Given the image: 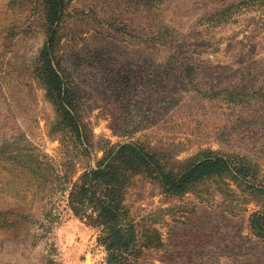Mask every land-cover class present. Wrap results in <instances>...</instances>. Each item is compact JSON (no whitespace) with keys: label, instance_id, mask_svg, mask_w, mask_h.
<instances>
[{"label":"rangeland","instance_id":"obj_1","mask_svg":"<svg viewBox=\"0 0 264 264\" xmlns=\"http://www.w3.org/2000/svg\"><path fill=\"white\" fill-rule=\"evenodd\" d=\"M55 32L83 145L36 74ZM125 145L176 175L207 154L257 168L255 185L224 175L181 197L137 176L132 264H264L250 222L264 212V0H67L52 31L43 0H0V264H108L68 180Z\"/></svg>","mask_w":264,"mask_h":264},{"label":"trees","instance_id":"obj_2","mask_svg":"<svg viewBox=\"0 0 264 264\" xmlns=\"http://www.w3.org/2000/svg\"><path fill=\"white\" fill-rule=\"evenodd\" d=\"M43 1L52 31L63 17L67 0ZM131 2L151 7L157 0ZM241 5L249 7L250 4L245 2ZM57 40L55 32L49 45L40 53L36 74L46 90V97L56 108L59 118L56 127L68 130L83 145V130L76 116L77 93L63 80L51 60ZM224 175L238 183L255 185L257 168L243 157L225 158L207 154L183 173L176 175L166 172L163 166L142 148L132 145L117 146L106 151L96 169L85 171L75 182L68 180V206L75 216L88 220L99 229L98 242L108 254V264H132L140 259L145 247L141 244L139 231L131 220L126 205L127 193L137 176L152 178L160 184L166 194L181 197L189 193L195 185ZM257 191L262 193L263 190ZM250 222L257 236L264 240V212L253 214Z\"/></svg>","mask_w":264,"mask_h":264}]
</instances>
